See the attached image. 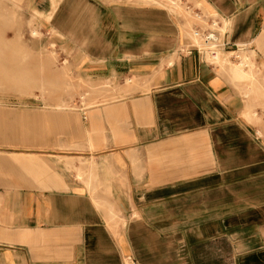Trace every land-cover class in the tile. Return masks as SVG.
Masks as SVG:
<instances>
[{"label":"crops","instance_id":"obj_1","mask_svg":"<svg viewBox=\"0 0 264 264\" xmlns=\"http://www.w3.org/2000/svg\"><path fill=\"white\" fill-rule=\"evenodd\" d=\"M147 1L37 9L74 74L116 99L0 123L20 135L0 157V264H264V0H184L220 20L215 64L186 52L166 0ZM235 55L260 74L239 78Z\"/></svg>","mask_w":264,"mask_h":264},{"label":"rangeland","instance_id":"obj_2","mask_svg":"<svg viewBox=\"0 0 264 264\" xmlns=\"http://www.w3.org/2000/svg\"><path fill=\"white\" fill-rule=\"evenodd\" d=\"M56 1L0 0L1 124L13 126L24 120L38 121L41 116L38 111L51 114L55 111L88 109L109 99H116L114 95L110 96L109 82L89 81L74 74L73 66L68 62L70 51L66 48L70 44L61 39L62 34L56 30L54 18L40 16L37 11L61 6V0ZM166 2L176 9V6H172V0ZM177 10L187 20L191 31V16L183 7H177ZM239 62L236 58L228 61L239 78L250 79L260 74L252 62L247 69L242 68ZM120 83L115 82L112 88H118ZM122 84L135 86L136 82L128 79ZM255 84V101L261 109L253 115L263 132L264 86L260 82ZM8 132V128L0 130V157H9L16 150L11 142L18 140L17 136L20 135Z\"/></svg>","mask_w":264,"mask_h":264},{"label":"built area","instance_id":"obj_3","mask_svg":"<svg viewBox=\"0 0 264 264\" xmlns=\"http://www.w3.org/2000/svg\"><path fill=\"white\" fill-rule=\"evenodd\" d=\"M172 1V6H176V11H178L177 7H183L191 16L192 29L190 33L193 43L186 49V52L189 54L197 52L199 55L206 57L209 62L215 64V58L219 55L222 56L226 48L220 20L216 16L205 14L201 10L192 7L184 0Z\"/></svg>","mask_w":264,"mask_h":264},{"label":"bare ground","instance_id":"obj_4","mask_svg":"<svg viewBox=\"0 0 264 264\" xmlns=\"http://www.w3.org/2000/svg\"><path fill=\"white\" fill-rule=\"evenodd\" d=\"M234 57L240 60V62H239L238 64H239L242 68H245V69L249 68V63H250L249 58L244 57V56L241 57L240 55H235ZM214 62H215V63H218V62L220 63V62H221V56H220V55L217 56V57L215 58Z\"/></svg>","mask_w":264,"mask_h":264}]
</instances>
